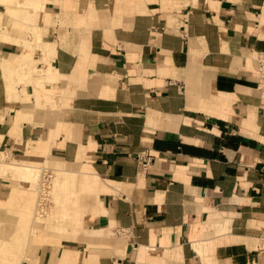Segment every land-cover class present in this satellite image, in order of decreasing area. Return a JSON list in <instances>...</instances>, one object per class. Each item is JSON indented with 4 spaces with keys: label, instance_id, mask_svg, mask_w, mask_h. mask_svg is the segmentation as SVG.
Returning a JSON list of instances; mask_svg holds the SVG:
<instances>
[{
    "label": "crops",
    "instance_id": "1",
    "mask_svg": "<svg viewBox=\"0 0 264 264\" xmlns=\"http://www.w3.org/2000/svg\"><path fill=\"white\" fill-rule=\"evenodd\" d=\"M41 8L40 44L28 36L32 47L23 45L25 33L0 41V149L93 173L98 211L86 227L102 231L46 246L41 262L264 264L255 62L264 0H45ZM26 63L51 74L28 77ZM3 181L0 201L12 192Z\"/></svg>",
    "mask_w": 264,
    "mask_h": 264
},
{
    "label": "rangeland",
    "instance_id": "2",
    "mask_svg": "<svg viewBox=\"0 0 264 264\" xmlns=\"http://www.w3.org/2000/svg\"><path fill=\"white\" fill-rule=\"evenodd\" d=\"M32 3H34L33 0H0V41H11V36L7 33H25L24 38L21 39L23 45L32 47L26 41L28 36L34 37L38 44L41 43L35 21L42 8L41 6L35 7L31 5ZM8 18L10 21H5ZM17 20L24 23L23 26L17 25ZM18 64L19 68L25 66L23 62H18ZM26 65V67L30 66L28 63ZM6 69L11 70L12 68L6 67ZM28 72V77L34 74L46 76L51 74V72L37 69L33 73ZM15 75L19 77L18 74ZM17 159L26 160L12 157L10 153H4L0 149V178L4 180L3 184L10 186L12 191L9 199L0 201V249L4 244H11L9 260L12 264H44L41 262V251L45 250L46 246H60L62 241L82 240L84 236L95 237L102 233V231L86 227L88 220L98 211V208L94 209L98 191H89L81 183L78 184L72 180L74 177H79L92 182L95 179L93 173L76 169L75 166L56 164L47 159L43 160L42 164L24 163ZM15 166H27L31 169L30 172H36L35 169H39L36 174L38 176L37 186L33 185L35 186L33 187L32 182L22 175L18 180L15 179L8 172L18 171ZM48 172L52 175V179L50 180L49 200L47 199L44 204L43 200H40L42 199L41 186L43 177ZM40 204H44L48 211L47 213L41 211L42 220H39L36 215L41 208ZM21 210L27 212L21 215L28 220L29 231H24L19 224ZM66 261L67 257L64 256L59 260V264H66ZM0 264H5L2 258H0Z\"/></svg>",
    "mask_w": 264,
    "mask_h": 264
},
{
    "label": "bare ground",
    "instance_id": "3",
    "mask_svg": "<svg viewBox=\"0 0 264 264\" xmlns=\"http://www.w3.org/2000/svg\"><path fill=\"white\" fill-rule=\"evenodd\" d=\"M33 2L34 3H32L31 5H34L35 7H37V6L40 7L43 4V0H33ZM34 69H35V67H32L30 65L29 67H26L24 69V72L31 71L33 73V72H35ZM16 168L18 169V171L17 170H15V171H12V170L11 171H8V172H10V174H12L14 176L15 179L18 180L19 177H20V175H22L24 178H26L30 182H32V186L33 185H36L38 183V176L36 174H37V171L39 172V169H35L36 172H30L31 169L29 167H27V166H17ZM72 180L75 183H78V184L81 183L82 186L85 189L89 190V191H97V189H98V179L97 178H95L94 181H92V182H88L87 179H85V178H79V177H74ZM33 187H35V186H33ZM39 206L41 208H40V210L37 211V214L36 215H37V218L39 220H42V218H41V216H42L41 213L42 212L41 211H44L45 213H47L48 211L46 210V207H45L44 204H40ZM36 231L38 232V230H36ZM10 252H11V244H9V243L4 244L3 245V248L0 249V258L3 259V263H5V264H12V262L9 260V254H10Z\"/></svg>",
    "mask_w": 264,
    "mask_h": 264
},
{
    "label": "built area",
    "instance_id": "4",
    "mask_svg": "<svg viewBox=\"0 0 264 264\" xmlns=\"http://www.w3.org/2000/svg\"><path fill=\"white\" fill-rule=\"evenodd\" d=\"M255 62L257 65V70H258V77L260 80V86L262 88V94L264 97V52L261 53H257L256 57H255ZM145 163L148 164L147 161H145ZM43 182H42V186H41V196L43 200L44 204H46V201L48 199L49 196V188H50V180L52 179V175L48 174L44 175L43 177Z\"/></svg>",
    "mask_w": 264,
    "mask_h": 264
}]
</instances>
